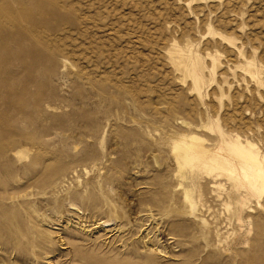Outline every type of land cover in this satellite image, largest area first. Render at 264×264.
I'll use <instances>...</instances> for the list:
<instances>
[{"label": "rangeland", "instance_id": "obj_1", "mask_svg": "<svg viewBox=\"0 0 264 264\" xmlns=\"http://www.w3.org/2000/svg\"><path fill=\"white\" fill-rule=\"evenodd\" d=\"M179 131L264 155V0H0V264H264V196Z\"/></svg>", "mask_w": 264, "mask_h": 264}, {"label": "bare ground", "instance_id": "obj_2", "mask_svg": "<svg viewBox=\"0 0 264 264\" xmlns=\"http://www.w3.org/2000/svg\"><path fill=\"white\" fill-rule=\"evenodd\" d=\"M248 63L250 64V62ZM177 64L186 72L192 73L194 75V81L198 85L202 77L200 75L201 73L195 71L197 63L192 62L188 56L181 59ZM214 66H216L215 63ZM248 71L253 72L252 69H248ZM180 133L177 135V138L175 137L176 140L172 143L171 147L174 153H172L174 160L179 166L178 173L180 175L184 176V168L186 165L195 159H203L205 163L211 164V166H215L216 168H221L229 174L234 175L237 180L245 181L249 188L257 194L259 199L264 196V155L260 154V149L257 144L249 142V145H245L238 137L236 141L226 140L219 147H211L203 143V140L197 134ZM16 154L27 155L25 149L17 151ZM188 191L186 190L185 197L193 205ZM258 204L260 205V203Z\"/></svg>", "mask_w": 264, "mask_h": 264}]
</instances>
